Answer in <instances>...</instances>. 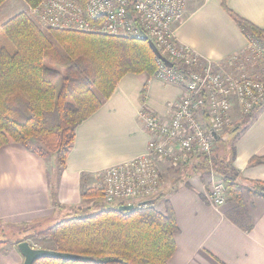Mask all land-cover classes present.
Instances as JSON below:
<instances>
[{"label": "crops", "instance_id": "crops-1", "mask_svg": "<svg viewBox=\"0 0 264 264\" xmlns=\"http://www.w3.org/2000/svg\"><path fill=\"white\" fill-rule=\"evenodd\" d=\"M185 1L184 16L175 25L180 43L190 46L204 63H212L217 70L264 77V61L249 57L248 38L227 11L229 8L263 29L264 0ZM9 9L0 7V29L9 19L2 18ZM235 55L240 56V61L231 65L229 61ZM185 92V83L146 73L126 74L111 97L77 127L57 188V199L65 207L62 211L54 206L50 188L49 173L57 168L56 158L46 160L16 142L1 146L0 225L38 224L39 230L71 206H84V190L99 187L108 167L146 153L150 133L140 111L168 121ZM244 115L236 104L230 113V124H238ZM248 115L250 121L233 143V164L243 181L264 180V104ZM159 166L162 184L158 194L170 199L178 223L176 251L170 264H264V197L245 191L244 213L230 201L215 206L206 194L218 176L195 175L188 184L177 183L176 167L167 160H159ZM28 240L34 247L47 248L39 238ZM5 241L0 249V264H23L24 256L15 241Z\"/></svg>", "mask_w": 264, "mask_h": 264}, {"label": "trees", "instance_id": "trees-1", "mask_svg": "<svg viewBox=\"0 0 264 264\" xmlns=\"http://www.w3.org/2000/svg\"><path fill=\"white\" fill-rule=\"evenodd\" d=\"M5 1L0 0V6ZM25 1L36 6L41 0ZM227 11L246 36L262 34L252 22ZM0 33L6 37L0 44V148L16 142L46 160L56 158L57 168L49 173L50 188L54 206L62 211L57 188L77 127L111 97L126 74L154 75L156 55L145 39L43 27L29 11L9 18ZM218 150L178 167L175 181L188 184L195 175L215 174L226 184L227 201L244 213L243 190L264 197V180L240 183L241 173L233 164L234 144L229 154ZM94 194L102 197L100 187L85 189L83 197ZM162 195L134 201L132 210H121L125 203L115 202L116 207L87 216L75 215L90 206L73 205L47 228L36 230L37 225H32L33 236L55 245L48 249L84 257L39 258L33 264H170L178 223L170 199H164V210L157 207ZM26 236L16 245L31 238ZM5 244L0 241V249Z\"/></svg>", "mask_w": 264, "mask_h": 264}, {"label": "built area", "instance_id": "built-area-1", "mask_svg": "<svg viewBox=\"0 0 264 264\" xmlns=\"http://www.w3.org/2000/svg\"><path fill=\"white\" fill-rule=\"evenodd\" d=\"M185 0H41L29 13L43 27L73 29L84 32L147 37L163 56L173 62L169 67L157 59L156 78L186 84L182 100L176 104L170 120L146 110L140 111L149 133L146 153L111 165L102 174L99 185L104 199L111 203L132 204L155 197L162 184L159 160L178 168L197 157L210 156L230 113L238 106L248 115L264 104V77H253L239 71H223L190 46L180 43L175 34L176 22L185 13ZM262 34L247 36L251 59L264 61V28ZM240 61L235 55L234 65ZM215 206L227 201L223 179L214 180L206 194Z\"/></svg>", "mask_w": 264, "mask_h": 264}, {"label": "rangeland", "instance_id": "rangeland-1", "mask_svg": "<svg viewBox=\"0 0 264 264\" xmlns=\"http://www.w3.org/2000/svg\"><path fill=\"white\" fill-rule=\"evenodd\" d=\"M6 6L10 9H9V13L2 17L3 19L11 18L14 15H16L22 11H29V9H31V7H34V6H29L25 0H6L0 7L3 9ZM0 34H2V33H0ZM2 42L3 41H2L1 36H0V44ZM250 119H251L250 115H248V116L244 115L243 118L239 119L238 124H230L231 122L228 123V125L223 129V132H222L223 141H221L219 144L215 145V149H216V146L219 147V150H218L219 154H221V155H225L226 153L229 154L228 151L231 148V146L233 145L235 137L237 136L239 131L250 121ZM218 179H221V178L218 177ZM243 182H245L248 185L251 184L249 181H243ZM88 188H96V187L94 186V187H88ZM88 188H86V189H88ZM164 188H165V186H164ZM243 191L245 193L246 190L244 189ZM159 195L160 194H157L155 196H159ZM165 196H166L165 194L162 195L161 196L162 198L160 197L161 199L157 204V207L160 209H162V207L165 205L164 204ZM101 198H103V195H102V197H101V195L98 196L97 194L87 196L85 198L86 203H84V207L85 206H87V207L90 206V207L87 209H84L83 211H79L78 214H76L75 216H87V215H91L93 213H96L102 209H109V208H114L117 206L116 204H113V203L110 204L109 202H106L105 200H103ZM161 200H163V201H161ZM60 217L58 219L54 220L53 223H50V222L47 224L45 223V225H43V228H47L48 226L53 225L54 223H56L57 220L59 221ZM32 225L33 224H28V223H26V224H12L11 223V225H6V224L0 225V241H5L6 239L7 240L9 239L11 242H13V241L19 240L21 238H24V236L27 237L26 235H28V237L31 236V238L32 237L34 238L35 236H33L32 235L33 233L30 231ZM40 226L41 225L38 226V224H37V228H34V229L37 230L38 227H40ZM39 241L41 243H43L45 246H47L48 248H54L55 247V245H53L52 241L49 243L48 240H45L42 237H39Z\"/></svg>", "mask_w": 264, "mask_h": 264}, {"label": "water", "instance_id": "water-1", "mask_svg": "<svg viewBox=\"0 0 264 264\" xmlns=\"http://www.w3.org/2000/svg\"><path fill=\"white\" fill-rule=\"evenodd\" d=\"M145 40L148 41L151 48L153 49V52L155 53L156 57L160 58L165 62L166 65L169 67H174L173 62H171L168 58L163 56L162 52L158 49V47L155 45L153 40L149 39L144 33ZM240 183L246 184L243 182V180L240 178ZM135 207V204H122L119 206V209L121 210H132ZM17 247L21 254L24 256V262L23 264H33L35 260L39 258H60V259H67V260H83V256H79L73 253L68 252H61L55 249H48V248H42V247H34L29 240H22L17 243Z\"/></svg>", "mask_w": 264, "mask_h": 264}]
</instances>
